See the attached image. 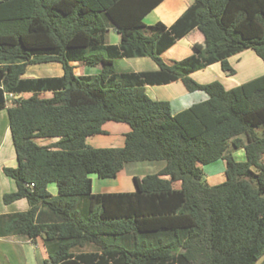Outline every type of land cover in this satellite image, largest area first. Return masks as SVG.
I'll list each match as a JSON object with an SVG mask.
<instances>
[{"label": "trees", "instance_id": "16d2710c", "mask_svg": "<svg viewBox=\"0 0 264 264\" xmlns=\"http://www.w3.org/2000/svg\"><path fill=\"white\" fill-rule=\"evenodd\" d=\"M162 1L0 0V110L8 107L18 160L3 169L17 183L3 199L30 203L0 215V236H44L45 264H176L178 257L179 264H254L264 253V73L230 89L191 77L216 62L233 74L229 58L246 49L264 62V0H194L173 25L147 26L145 16ZM111 27L119 44L105 42ZM196 28L204 45L165 62L163 53ZM144 56L159 69L115 68L117 58ZM73 61L100 72L76 74ZM44 62H60L63 75L23 77L28 65ZM176 80L208 98L174 114L169 101L146 92L147 84ZM47 91L53 95H40ZM25 92L33 94L7 106L9 94ZM107 121L130 125L123 146L88 143ZM240 146L246 161L232 156ZM220 159L226 180L210 185L203 166ZM132 161L166 164L137 177L135 191L93 192L92 174L113 178Z\"/></svg>", "mask_w": 264, "mask_h": 264}, {"label": "crops", "instance_id": "0c3cea01", "mask_svg": "<svg viewBox=\"0 0 264 264\" xmlns=\"http://www.w3.org/2000/svg\"><path fill=\"white\" fill-rule=\"evenodd\" d=\"M194 0H163L144 18L147 26L161 21L167 26L173 25L177 19L193 4ZM121 35L117 29L111 27L105 36L107 44H119ZM204 45V35L199 29H194L185 37L179 39L171 48L163 53L165 62L171 64L196 53L195 45ZM229 62L235 72L229 74L224 71L221 62L213 63L206 68L191 73V77L199 83H209L215 80L221 81L226 89L238 86L248 80L264 73V62L253 50L246 49L229 58ZM120 66V72H141L158 70L157 62L149 57H124L115 60V68ZM76 74L88 75L100 72V66H90L79 61H73ZM92 68V69H89ZM63 66L60 62H44L28 65L23 77L38 78L49 76H62ZM94 72V73H93ZM147 94L156 100H167L171 103L174 114L190 107L192 104L204 101L208 94L203 90L189 91L182 80H176L168 84L146 85ZM33 93L25 92L20 95H8L7 106L11 105L12 98L19 96L28 97ZM43 97H51L52 91L42 92ZM105 133L88 137L87 141L94 147H121L125 143V134L131 130L125 122L107 121L103 125ZM260 135H264V127L258 129ZM246 142V136H240ZM58 138H39L42 145L57 141ZM232 156L237 161H246L247 153L244 146L231 147ZM165 161H132L127 162L123 169L113 178H100L92 174L94 193L132 192L135 191L136 178L159 172ZM18 160L11 135L8 107L0 110V215H8L26 211L30 208L27 198H20L10 203H5L3 197L6 193L17 190L15 179L4 172L5 167H16ZM206 181L210 185H216L226 180V160L220 159L203 166ZM176 188L181 187V182H174ZM52 195L58 194V186L52 182L48 185ZM88 250L94 249L89 245ZM48 250L44 236L40 235L31 239L23 234L0 236V264H45L48 259Z\"/></svg>", "mask_w": 264, "mask_h": 264}, {"label": "water", "instance_id": "95a60500", "mask_svg": "<svg viewBox=\"0 0 264 264\" xmlns=\"http://www.w3.org/2000/svg\"><path fill=\"white\" fill-rule=\"evenodd\" d=\"M264 263V253L260 255L254 264H263Z\"/></svg>", "mask_w": 264, "mask_h": 264}, {"label": "rangeland", "instance_id": "374dc122", "mask_svg": "<svg viewBox=\"0 0 264 264\" xmlns=\"http://www.w3.org/2000/svg\"><path fill=\"white\" fill-rule=\"evenodd\" d=\"M89 69H92V68H89ZM121 68H120V66H119V64H118V66L116 67V70L118 71V72H120L119 70H120ZM94 73V72H93ZM92 74V73H91ZM176 264H179V257L178 258H176Z\"/></svg>", "mask_w": 264, "mask_h": 264}, {"label": "built area", "instance_id": "2783aa9c", "mask_svg": "<svg viewBox=\"0 0 264 264\" xmlns=\"http://www.w3.org/2000/svg\"><path fill=\"white\" fill-rule=\"evenodd\" d=\"M10 95L12 96L13 94H10ZM30 185H31V186H35V184H34V183H31Z\"/></svg>", "mask_w": 264, "mask_h": 264}]
</instances>
